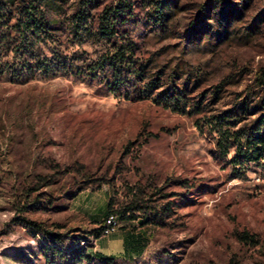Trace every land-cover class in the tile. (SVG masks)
<instances>
[{
  "label": "rangeland",
  "instance_id": "374dc122",
  "mask_svg": "<svg viewBox=\"0 0 264 264\" xmlns=\"http://www.w3.org/2000/svg\"><path fill=\"white\" fill-rule=\"evenodd\" d=\"M81 1L39 0L54 35L33 40L15 27L17 7L0 4V264H48L46 241L27 222L70 237L66 259L54 264H104L76 258L105 249L113 264H264V169H233L234 150L222 159L208 123H237L240 103L258 96L264 0H226L230 37L212 42L224 23L217 0H168L165 24L155 13L163 0H127L143 81L116 95L108 74H88L108 47L75 35ZM112 3L119 0H98L89 20ZM193 23L203 34L188 36ZM42 63L57 66L56 75L41 73ZM153 79L161 84L154 96L185 92V113L140 94ZM110 199L115 212L133 201L140 208L117 233H144L142 256L118 254L120 238L92 235Z\"/></svg>",
  "mask_w": 264,
  "mask_h": 264
},
{
  "label": "trees",
  "instance_id": "16d2710c",
  "mask_svg": "<svg viewBox=\"0 0 264 264\" xmlns=\"http://www.w3.org/2000/svg\"><path fill=\"white\" fill-rule=\"evenodd\" d=\"M222 1L223 3L221 0H217V4L222 8L220 17L224 23L218 22V28L208 38L210 42L214 40L219 41L221 38L227 40L230 37L228 30L230 22L228 24L226 22L228 18H232V13L229 12L226 0ZM5 2L17 7L20 17L16 20L15 27L23 37L33 40L34 37L40 38L44 34L47 39L52 38L54 34L51 32V27L53 25L46 17V14H42L39 0H0V4ZM97 3L98 0H82L78 12L74 16L72 25L75 35L86 37L98 43H104L108 47L107 53L93 67H90L88 74L96 78L99 75L108 74L106 79L107 89L110 93L116 95L120 93L123 87L132 88L129 84H131L133 78L141 82L143 81V75L140 72L143 70L144 64L141 63L137 56L138 45L126 29L133 19L134 12L132 5L127 0H119V5L112 3L106 6L99 16L91 22L89 20L91 17L89 10L93 9ZM167 3L168 0L159 2V6L155 11L158 15L157 20L163 24L168 23L172 18L166 15L165 6ZM82 6H84V10ZM202 10L207 11L206 5L203 6ZM199 22L202 23L203 21L199 19ZM224 24L228 28L223 32L222 28L225 27ZM201 25L198 23L191 24L188 36L192 34L196 35V33L198 35L203 34L199 30ZM37 69H40L41 73L46 76H51L56 75L55 70H57V66L42 63ZM30 73H35V70H31ZM109 74H111V80H108ZM255 81V89L259 91L258 96L247 98L245 102L240 103L238 109L237 117H239V120L237 123H245L243 126L237 128V123L229 120L231 116L227 118L223 116L214 117L208 122L211 127L214 125L212 129L217 131L219 135L216 147L222 159L227 161L231 150H234V157L228 161L233 169H242L246 165L251 164L262 166L264 169V69L258 72ZM160 88V80L153 79L138 90L140 94L144 95L145 99L152 100L156 105H164L178 113L186 112L184 109L189 106L186 101L185 92L182 89L174 86L154 96L155 91ZM126 98L130 99V96L126 95ZM85 190L86 188L82 187L79 192L81 193ZM135 198H138V196L136 195ZM135 203L133 201L128 207H123V212H115V202L113 199H110L106 207L105 218L103 222L99 223L101 226L92 232L94 238L99 240L102 237L103 226L111 216L116 217L120 221H134L135 217L131 213L140 210L138 206L134 205ZM142 222L145 225L151 223V220ZM26 225L32 227L46 241L43 253L48 264H54L56 258L66 259L65 249L67 241L70 238L67 234L50 232L42 224L34 222H27ZM74 239L78 242L80 241L78 238ZM132 251L137 252L138 256H142L145 252L143 248H138L137 246H133ZM76 259L80 263L86 260H98L104 264H113L117 260V258L107 257L100 253H95L94 256H87L85 250Z\"/></svg>",
  "mask_w": 264,
  "mask_h": 264
},
{
  "label": "crops",
  "instance_id": "0c3cea01",
  "mask_svg": "<svg viewBox=\"0 0 264 264\" xmlns=\"http://www.w3.org/2000/svg\"><path fill=\"white\" fill-rule=\"evenodd\" d=\"M105 215H106V210L104 212V218H105ZM95 222L101 223L100 221H95ZM111 236H114L117 239L120 238V247H121L120 249L121 250L118 252V254L123 255L124 257H134L135 255L138 254L137 252L132 251L133 246H137L138 248H143V250L145 251L146 247L144 246L146 245L145 244L146 239L143 237L144 233L134 234L128 230H124L119 233L116 232L105 238H110ZM96 253H100L107 257L116 258L115 254H113L111 250L109 249L98 251Z\"/></svg>",
  "mask_w": 264,
  "mask_h": 264
},
{
  "label": "built area",
  "instance_id": "2783aa9c",
  "mask_svg": "<svg viewBox=\"0 0 264 264\" xmlns=\"http://www.w3.org/2000/svg\"><path fill=\"white\" fill-rule=\"evenodd\" d=\"M119 228V220L114 216L109 217L103 226L102 237H108L116 233Z\"/></svg>",
  "mask_w": 264,
  "mask_h": 264
}]
</instances>
